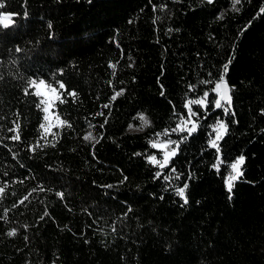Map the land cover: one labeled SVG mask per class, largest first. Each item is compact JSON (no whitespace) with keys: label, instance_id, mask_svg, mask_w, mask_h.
I'll return each mask as SVG.
<instances>
[{"label":"trees","instance_id":"16d2710c","mask_svg":"<svg viewBox=\"0 0 264 264\" xmlns=\"http://www.w3.org/2000/svg\"><path fill=\"white\" fill-rule=\"evenodd\" d=\"M3 2L0 264H264V0ZM226 64L227 114L211 91ZM32 79L65 86L50 133ZM205 92L197 131H173ZM164 141L179 147L161 167Z\"/></svg>","mask_w":264,"mask_h":264},{"label":"snow or ice","instance_id":"6c2138e0","mask_svg":"<svg viewBox=\"0 0 264 264\" xmlns=\"http://www.w3.org/2000/svg\"><path fill=\"white\" fill-rule=\"evenodd\" d=\"M89 2H91V0H89ZM214 0H207V3L211 4L213 3ZM241 3V0H232V5H233V9L235 11H239L238 8H236V5L240 4ZM5 7V3L3 2V0H0V9H3ZM262 11H264V9H262ZM24 15V18H27V11H25L23 13ZM14 24V14H10V13H0V28L2 29H8L10 26H12ZM49 28H51V24H49ZM16 52H20L22 51V49H20L19 47H17L15 49ZM231 61H229L230 63ZM110 68H113L115 69V65H109ZM228 65L226 64L224 66V69H223V74L219 77V80L213 85L212 87V92H214L218 98H215L214 101L212 102L213 103V106L214 108H217V109H220V108H223L224 112L227 114L229 112V107L232 103V97H231V87L228 85L226 79H225V76L227 75V72H228ZM30 85H32L33 87H36V91L33 93L34 95H41V93L39 92V88L37 86V81L32 79V80H29L28 82ZM206 83H210V82H206ZM45 84V81L44 80H40L39 81V85H44ZM59 88L60 89H64L65 86L64 84L61 82L59 83ZM53 92L56 91L55 88L52 89ZM26 94L28 92V90L26 89L25 90ZM121 94V92H116L115 95L112 97V99L114 100L116 98V96H119ZM68 95L70 96H75L76 93L73 91V92H69ZM208 97H209V92H205L204 93V96L203 98L201 99H196V100H189L188 101V104L186 105V107H188V115H189V120L187 121H182L183 124H187L189 122L192 123V127L190 128H186V127H179L177 129H174L173 131H181V132H184V131H187L189 135H191L192 133L196 132L197 131V126H196V123L195 121H191V116L193 115H197V113H194L190 107V105H201V106H207V101H208ZM222 101L224 103H222ZM44 101L43 100H40L38 102V107L43 104ZM49 106H46L44 107L42 110L43 112L45 113H48L49 112ZM105 107H108V105H105ZM234 115V113H233ZM48 115H45L44 119L45 120H48ZM139 119L143 122L144 125H150V121L147 119L146 116H144L143 114H140L139 116ZM62 124H66L67 122L66 121H61ZM69 127H71V125L69 124L68 125ZM19 128V125H17V129ZM41 128H44V125L41 124ZM133 128V125H129V130H131ZM227 129H228V125L225 124L223 121H219L216 125V132H217V135H216V139L213 140L211 142V147L216 149L217 152H219V145L216 143V141L220 140L222 138V136L227 132ZM15 131V130H13ZM45 131H47V129H45ZM13 140H19L20 137H19V134L17 133L16 135H14L12 137ZM83 139L85 141H95V142H99L97 140V138L91 133H87L86 135L83 136ZM169 143H175L176 144V148L179 147V144L177 142H174V141H169ZM158 145L156 143H152V147L155 148L157 147ZM167 145H165L166 147ZM176 154V149H172L170 152H167L165 153L164 155V158H163V162L157 160V158L155 156H151L149 158L150 162L152 164H159L161 167H164L168 164L169 162V158L170 156H175ZM245 163V157L244 156H240L239 158L236 159V161L234 163L231 164V169H232V175H230L228 177V183H227V190L229 193L232 192L233 190V182L238 180L240 177L243 176V172L241 171V167L244 165ZM174 171V169H173ZM126 179V178H125ZM188 187L187 184L184 185V187H181L179 189H177V195L180 196L183 200H184V203L187 204L188 203V199L185 195V190L186 188ZM4 192V189L2 187H0V194H3ZM61 195L62 197V193L59 194ZM25 199H27V197H25ZM21 203H23V201H21ZM10 236H14L16 233H15V230H13L12 232H9L8 233Z\"/></svg>","mask_w":264,"mask_h":264},{"label":"rangeland","instance_id":"374dc122","mask_svg":"<svg viewBox=\"0 0 264 264\" xmlns=\"http://www.w3.org/2000/svg\"><path fill=\"white\" fill-rule=\"evenodd\" d=\"M37 86L39 88V92L41 93V95L39 96L41 97V100L44 101L43 107L50 105L49 112L45 113V115H48L49 118L44 122V130L47 129V131L45 132L50 133L62 124L61 123L62 120L58 117V115L54 111L55 103L61 96V90L58 87L47 86L46 84L39 85V83H37ZM53 88L56 89L55 92L52 91ZM35 91H36V87H35ZM190 123L191 122L187 123L185 126L189 127ZM156 144L158 145L157 147L163 151L164 155L165 153L170 152L172 149H175L173 147V143L170 144L169 141L157 142ZM165 145L167 146L165 147Z\"/></svg>","mask_w":264,"mask_h":264},{"label":"water","instance_id":"95a60500","mask_svg":"<svg viewBox=\"0 0 264 264\" xmlns=\"http://www.w3.org/2000/svg\"><path fill=\"white\" fill-rule=\"evenodd\" d=\"M228 83V82H227ZM229 85V84H228ZM230 86V85H229ZM231 94V93H230Z\"/></svg>","mask_w":264,"mask_h":264}]
</instances>
